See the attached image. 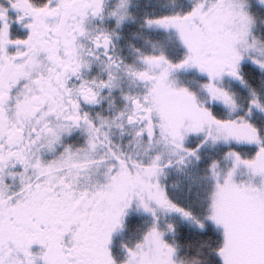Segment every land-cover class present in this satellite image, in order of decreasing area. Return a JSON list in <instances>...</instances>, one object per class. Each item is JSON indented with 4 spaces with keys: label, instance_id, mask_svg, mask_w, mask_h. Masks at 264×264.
Masks as SVG:
<instances>
[{
    "label": "snow or ice",
    "instance_id": "1",
    "mask_svg": "<svg viewBox=\"0 0 264 264\" xmlns=\"http://www.w3.org/2000/svg\"><path fill=\"white\" fill-rule=\"evenodd\" d=\"M0 264H264V0H0Z\"/></svg>",
    "mask_w": 264,
    "mask_h": 264
}]
</instances>
